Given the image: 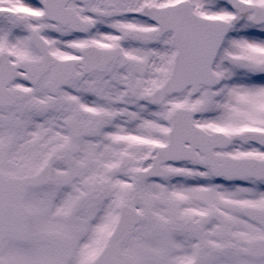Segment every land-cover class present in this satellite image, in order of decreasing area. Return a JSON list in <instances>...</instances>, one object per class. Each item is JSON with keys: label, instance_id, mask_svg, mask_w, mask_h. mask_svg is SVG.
Masks as SVG:
<instances>
[{"label": "snow or ice", "instance_id": "1", "mask_svg": "<svg viewBox=\"0 0 264 264\" xmlns=\"http://www.w3.org/2000/svg\"><path fill=\"white\" fill-rule=\"evenodd\" d=\"M0 264H264V0H0Z\"/></svg>", "mask_w": 264, "mask_h": 264}]
</instances>
